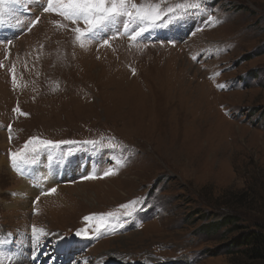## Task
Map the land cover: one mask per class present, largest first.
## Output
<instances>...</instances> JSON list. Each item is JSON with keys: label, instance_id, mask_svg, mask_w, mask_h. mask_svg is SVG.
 <instances>
[{"label": "rangeland", "instance_id": "obj_1", "mask_svg": "<svg viewBox=\"0 0 264 264\" xmlns=\"http://www.w3.org/2000/svg\"><path fill=\"white\" fill-rule=\"evenodd\" d=\"M154 2L189 7L138 22L136 41L120 21L77 41L83 21L46 0L6 5L0 264H263L233 241L264 233V0ZM34 137L67 143L14 169L10 153ZM45 157L72 158L59 179L39 169L30 193L17 189Z\"/></svg>", "mask_w": 264, "mask_h": 264}, {"label": "snow or ice", "instance_id": "obj_2", "mask_svg": "<svg viewBox=\"0 0 264 264\" xmlns=\"http://www.w3.org/2000/svg\"><path fill=\"white\" fill-rule=\"evenodd\" d=\"M20 0H0V23L3 22V17L5 15V7L8 3H19ZM189 7L186 4H177L175 7H168L166 12L158 3L154 0L152 3L142 0L141 3H136L134 0H46V4L43 6V11L45 12H55L57 15L62 17L65 21H72L73 24H77L78 21H83L85 27L82 29L78 24L72 29L75 34L77 41L82 40L84 37L90 35L91 33L101 31L105 27L120 21L122 27L128 32V35L132 41H136L138 37L146 30L143 27H138V22L147 23L149 26L155 25L157 22L162 21L166 18L167 14H183L184 10ZM39 18L32 21V26L38 23ZM56 27H65L66 25L60 21L53 22ZM30 30V28H29ZM121 33L119 30L114 34L119 36ZM10 43V42H9ZM104 45H108L109 41L104 40ZM2 66V65H0ZM133 74L135 70L133 69ZM13 84L15 86L16 80L13 76ZM14 111H19V108L14 109ZM26 115V114H25ZM10 129V126H9ZM11 138V137H10ZM33 140H38L39 146L29 150V145ZM60 143H67L65 141L54 142L51 140H42L38 137L30 138L24 145V149L21 152L10 153L12 157V167L17 170L20 169V165L25 163L30 155L38 153L40 147L50 148L56 147ZM84 143L94 144V141H85ZM114 168H109L104 170L103 175L109 176L115 174ZM48 192H54L55 189H49ZM45 194V193H42ZM39 197L33 201V203H38ZM138 201H130L120 207L123 209L134 208ZM126 216L132 215L131 212L123 213ZM109 218L114 216V213L106 214ZM86 221L89 217L84 218ZM101 229L98 227L97 232ZM32 231L34 234H43L44 230H37L36 226H32ZM82 231H78L76 234L81 235ZM38 239V236H37Z\"/></svg>", "mask_w": 264, "mask_h": 264}, {"label": "bare ground", "instance_id": "obj_3", "mask_svg": "<svg viewBox=\"0 0 264 264\" xmlns=\"http://www.w3.org/2000/svg\"><path fill=\"white\" fill-rule=\"evenodd\" d=\"M49 18V17H48ZM86 163H87V167H89V166H91V165H93V164H91V162H89V160H87V161H85ZM85 162L83 163H81V167L79 168V170L81 171L82 170V166L85 164ZM42 165L43 164H39L38 163V165L36 166H33L35 169L34 170H30L29 169V167L26 169V170H28V174H29V176L30 177H28V175H25V177H26V179H23V178H17L16 180L18 181V182H20V184H17L16 183V188L17 189H19V190H23V192L25 191V194L26 193H30L31 191H30V189L28 188L29 186H28V184H27V181H29V182H31L30 181V179L33 181H37V180H39L40 178H39V176L37 175V171L39 170V169H41L42 171V174H47V173H49V174H52L53 175V179H50V180H53V181H55V180H57V179H59L58 177L64 172H66L65 170H63V172H62V167H61V165H59L60 167H58V166H56L57 165V163H54L53 161H52V159H50V158H48V157H45L44 158V166L42 167ZM27 167V166H26ZM69 167V166H68ZM25 168V167H24ZM68 171L70 170L71 171V167L70 168H68L67 169ZM40 173V172H39ZM77 173V172H76ZM84 174L86 175V171L84 172ZM57 175H58V177H57ZM44 176H46V175H44ZM51 178H52V176H51ZM38 182H40V181H38ZM37 184V183H36ZM41 184V183H40ZM17 191V190H16ZM18 193V192H17ZM51 193V192H50ZM23 194H21L20 196H22ZM24 198V196H22V199ZM42 203V202H41ZM23 204V203H22Z\"/></svg>", "mask_w": 264, "mask_h": 264}, {"label": "trees", "instance_id": "obj_4", "mask_svg": "<svg viewBox=\"0 0 264 264\" xmlns=\"http://www.w3.org/2000/svg\"><path fill=\"white\" fill-rule=\"evenodd\" d=\"M220 225V224H219ZM235 245H248V255L251 259L261 260L264 264V233L248 230L239 235L234 241Z\"/></svg>", "mask_w": 264, "mask_h": 264}]
</instances>
